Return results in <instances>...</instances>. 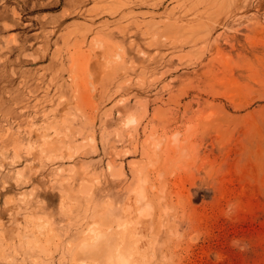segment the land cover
<instances>
[{"label":"rangeland","instance_id":"1","mask_svg":"<svg viewBox=\"0 0 264 264\" xmlns=\"http://www.w3.org/2000/svg\"><path fill=\"white\" fill-rule=\"evenodd\" d=\"M0 264H264V0H0Z\"/></svg>","mask_w":264,"mask_h":264}]
</instances>
